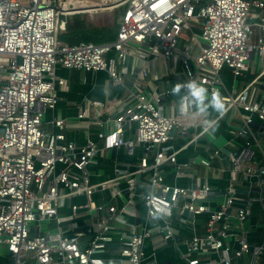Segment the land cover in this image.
<instances>
[{"label": "built area", "instance_id": "1", "mask_svg": "<svg viewBox=\"0 0 264 264\" xmlns=\"http://www.w3.org/2000/svg\"><path fill=\"white\" fill-rule=\"evenodd\" d=\"M100 5L122 10L114 41L62 43L57 38V31L64 29L63 22L59 25L61 15L93 14L101 10ZM132 55L147 63L132 75L134 87H127L123 98H114L108 105L94 102L116 110L106 122L107 133L96 137L88 129L85 141L78 143L67 138L65 118L53 117L51 125H45L46 111L55 108L56 90L64 82L56 74L58 64L84 72L104 70L112 84L125 87L123 67ZM160 61L166 75L174 74L181 83L196 81L210 98L219 91L228 111L239 115L229 168L231 176L244 183L246 197L240 196L234 180L216 203L217 199L206 200L214 191L207 179L191 185L165 179L166 167L172 165L179 178L188 174L190 163L178 159L183 147L173 148L172 128L190 136L186 148L206 132L204 121L217 122L221 116L211 117L208 108L198 115L194 102L188 104L186 113L181 112L180 103L168 113L164 97L169 90L156 94L145 87L150 68L158 72ZM224 68L235 81L244 82L241 89L226 86ZM85 105L80 106V118L87 115ZM91 123L104 125L99 119ZM261 123L264 0H0V255L5 246L13 257L0 264H29L31 260L109 264L102 253L120 225L121 253L129 264H159L155 258L148 259L145 242L148 238L175 239L172 220L189 222L185 209L205 219V232L185 240L182 257L188 264H264ZM138 146L146 154L134 160ZM112 150H122L129 160L122 165L118 156L109 159L113 176L92 181L89 165L100 154L112 158ZM220 158L219 147H208L199 163L219 172L221 167H214L213 162ZM123 182L126 196L120 187ZM104 190L111 191L110 201L95 202L93 194ZM77 196L85 201L69 202L70 216L93 210L102 214L80 229L60 228L57 235L40 233L43 220L60 226L61 209ZM121 196H125L123 204L118 206ZM136 198L145 204L149 219L160 217L164 224L152 227L128 220L125 212L138 216ZM34 227L38 233L32 232ZM55 238L59 246L53 243ZM212 253L218 257L211 258Z\"/></svg>", "mask_w": 264, "mask_h": 264}, {"label": "crops", "instance_id": "2", "mask_svg": "<svg viewBox=\"0 0 264 264\" xmlns=\"http://www.w3.org/2000/svg\"><path fill=\"white\" fill-rule=\"evenodd\" d=\"M119 26V25H118ZM64 27V24H63ZM63 30V29H62ZM147 60V58L145 59ZM146 65L147 63L139 59L138 56L132 55L130 56L126 68L123 67L126 75V86L123 87L121 85H114L111 82L108 74L104 70H99L95 72H84L81 70L65 68L60 64L56 67V74L64 79L63 84H61L57 90L56 94L58 97V101L54 109H48L45 114V125H51V120L53 117L65 118L67 120L65 125L66 136L70 140H74L78 143H83L86 139V130H90L92 136H98L101 134V129L103 126H99L95 123H91V120H102L104 124L107 122L108 117L112 115L116 110L112 107L109 109H105L101 104L94 103L96 102H105L107 105L114 98L124 97L127 87L133 88V74L138 69L139 66ZM163 62L160 61V69L157 72L154 67L150 68L149 74L146 78L147 83L145 85L146 89L150 92L160 93L165 90H169L164 97V102L166 106V111L168 113H172L176 110V107L181 99V96L184 92L183 88H181L179 95H174L172 93V87L176 83H181L180 79L174 74L166 75ZM222 76L226 86L230 89H234L238 91L244 85L242 80H234L231 72L228 68H224L222 70ZM86 77V80H84ZM210 99V97L208 96ZM86 103L87 107V115L85 117L80 118L78 116L80 112V106ZM208 103L207 100L204 102ZM210 111V116H217L219 113L214 111L211 107L208 108ZM239 115L235 112V110H230L228 113L223 115L217 121L218 126H216V130L212 131L209 129L206 132L199 134L197 139L193 141L190 145L184 148L185 143H188L190 136L188 134H183L181 131L176 129L171 132L170 142L173 145V148H181L182 150L178 152V159L180 161H189L188 165V174L184 177L176 178L173 174L174 167L172 165L166 167L165 171V179L170 183L177 182L180 184H189L191 185L194 182H200L207 179L212 187L215 190H224L229 183L234 180V185L237 187L238 192L241 197L247 196V191L245 189L244 183L238 181L237 179L231 176V171L229 168V153L232 150V138L234 137V129L238 126ZM109 124H112V121L109 120ZM201 128H199V131ZM200 133V132H199ZM128 136L129 133L126 132ZM214 140L218 141V144L214 143ZM214 146L219 147L221 149V158L216 159L213 162V166L216 168L221 167V169L214 171V169H209L204 167L199 163V159L206 154L207 148ZM146 152L143 149V146H138L135 151L134 160L145 155ZM110 157L105 158L102 154L101 156H96L91 165V171L96 175V179L92 181H99L101 179H106L108 177L113 176L114 174V166L112 165V160L115 156H118V160H120V164L124 165L125 160H129L125 154H123L122 150H112L109 152ZM110 159V160H109ZM131 160V159H130ZM132 161V160H131ZM148 175H144L147 178ZM176 178V179H175ZM146 186V181L144 183ZM143 186V187H144ZM120 187L122 188L125 196L127 195L125 182L120 183ZM144 187V188H145ZM111 191L104 190L100 192H96L95 202L102 203L110 201L109 196ZM125 196H121L119 198L118 206L123 204L122 199ZM223 196H218L215 201L219 203ZM84 202L85 198L83 196H77L71 198L67 205L61 209L60 215L63 217V221L59 228L61 230H70V229H80L85 227L88 223L92 222L93 219H97L98 216L102 214V212L98 210H93L92 214L86 211L79 212L76 216H70V203L72 202ZM70 202V203H69ZM135 208L136 214L133 215L129 212H125L124 215L128 220L136 221L143 225L147 223V225H152V227L157 224H164V220L158 217V220L149 219L146 212V206L142 200L139 198L135 199ZM189 219V222H182L179 218H174L172 220V229L175 233V239H169L168 241H164L160 238L151 239L148 238L145 242L144 249L148 256V259H156L159 264H188L186 260L182 257L183 252L185 251V240L190 239L194 233L203 234L205 232V219L204 215H195L193 217L186 216ZM51 221V219H47ZM50 224V225H51ZM45 232H41L42 234H48V227ZM118 226L114 232V240L108 246V249L102 253L104 257L109 260V264H129L127 258L123 256L121 253V242L120 236L122 234V230L119 229ZM33 233H38L37 228H33ZM177 240V241H176ZM5 251L2 252L0 260L3 262H11L13 257L7 252L5 246H2ZM209 258V254L206 255ZM211 258H217V254L212 253L210 255ZM241 260V259H238ZM37 261L31 260L29 264H35ZM59 264V263H53Z\"/></svg>", "mask_w": 264, "mask_h": 264}, {"label": "trees", "instance_id": "3", "mask_svg": "<svg viewBox=\"0 0 264 264\" xmlns=\"http://www.w3.org/2000/svg\"><path fill=\"white\" fill-rule=\"evenodd\" d=\"M60 18L64 23V29L57 31V38L62 43L80 41L103 43L112 42L117 37L118 22L107 26H96L82 14L61 15Z\"/></svg>", "mask_w": 264, "mask_h": 264}, {"label": "clouds", "instance_id": "4", "mask_svg": "<svg viewBox=\"0 0 264 264\" xmlns=\"http://www.w3.org/2000/svg\"><path fill=\"white\" fill-rule=\"evenodd\" d=\"M181 88L186 89V93L181 96L179 102L182 113L187 112V106L192 102L198 105V115L204 113L205 110L209 107L218 112L221 117L227 113L228 108L226 107L225 100L221 97L219 91L213 92L211 94V98L209 99L207 89L194 80L188 81L186 83H176L172 87L171 91L174 95H179ZM205 100L208 101L207 104L204 103ZM204 123L207 126L205 128V131H207L208 129H212V131H215L216 126H218V123L216 121H204Z\"/></svg>", "mask_w": 264, "mask_h": 264}, {"label": "rangeland", "instance_id": "5", "mask_svg": "<svg viewBox=\"0 0 264 264\" xmlns=\"http://www.w3.org/2000/svg\"><path fill=\"white\" fill-rule=\"evenodd\" d=\"M100 8H101V10H99L97 12H93V14H85V17L96 26H107V25H112L115 22L116 23L118 22V19H119V16H120L122 10L106 9L103 6H100ZM61 18H63V16ZM61 18L59 20V25H61L63 22ZM214 143L218 144V141L214 140ZM98 156H101V154ZM91 165H92V163L89 165V169H91ZM95 179H96V175H93L92 180H95ZM93 198H94V200L96 199V194H93ZM251 217H252V223L255 226V224H256L255 213L251 214ZM40 224H41V232H45L47 229V226L51 224V221L43 220L40 222ZM259 226H260V224H259ZM250 234L254 236L256 234V232L252 231ZM1 248H2V252L5 251L3 247H1Z\"/></svg>", "mask_w": 264, "mask_h": 264}, {"label": "water", "instance_id": "6", "mask_svg": "<svg viewBox=\"0 0 264 264\" xmlns=\"http://www.w3.org/2000/svg\"><path fill=\"white\" fill-rule=\"evenodd\" d=\"M107 130H108V124L105 123L104 126H103V128L101 129V134L107 133ZM175 130H176V127H173L171 132H173ZM260 131H261L260 132V135L264 137V123H261V125H260ZM199 182L200 181L198 180V184H199ZM224 194H225V190H215V191H211L209 193L208 198L206 200H209L210 201L212 199H216L218 196H224ZM183 213H184V215L189 216V217H193L194 216V214L192 212H190L189 210H187V209H185L183 211ZM248 221L249 220H247L246 223H248ZM59 229H60L59 228V225L57 223H53V224H51L48 227V233L50 235H57L59 233ZM53 243L56 246H59V238L53 239ZM108 262H109V260H108ZM128 263H129V261H128ZM35 264H40V263L39 262H36Z\"/></svg>", "mask_w": 264, "mask_h": 264}, {"label": "bare ground", "instance_id": "7", "mask_svg": "<svg viewBox=\"0 0 264 264\" xmlns=\"http://www.w3.org/2000/svg\"><path fill=\"white\" fill-rule=\"evenodd\" d=\"M100 6H102V5H100Z\"/></svg>", "mask_w": 264, "mask_h": 264}]
</instances>
